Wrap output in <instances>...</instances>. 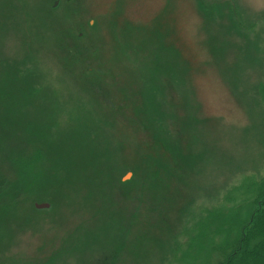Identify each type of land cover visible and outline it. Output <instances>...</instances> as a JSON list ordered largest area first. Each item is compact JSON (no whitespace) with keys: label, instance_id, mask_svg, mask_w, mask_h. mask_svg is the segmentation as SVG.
<instances>
[{"label":"rangeland","instance_id":"rangeland-1","mask_svg":"<svg viewBox=\"0 0 264 264\" xmlns=\"http://www.w3.org/2000/svg\"><path fill=\"white\" fill-rule=\"evenodd\" d=\"M0 195V264H264V0H0Z\"/></svg>","mask_w":264,"mask_h":264},{"label":"trees","instance_id":"trees-1","mask_svg":"<svg viewBox=\"0 0 264 264\" xmlns=\"http://www.w3.org/2000/svg\"><path fill=\"white\" fill-rule=\"evenodd\" d=\"M10 72L12 73V75H13V80H16V79H21V71L18 69V68H14L13 70H10ZM32 81H30V83H31ZM33 83V82H32ZM35 86H36V84H32V86L30 87V89H28V90H31V89H33L34 90V88H35ZM32 91V90H31ZM1 196V195H0ZM7 209H12L11 208V205H9V206H7ZM261 217L259 218V223H258V225L254 228V230H253V232H255V233H258L259 231H263V233H264V207H263V210H262V208H261ZM251 234V233H250ZM249 234V235H250ZM245 238H247V235H245ZM260 248V247H259ZM262 252L264 253V250L262 249ZM262 253V254H263ZM242 255H243V263L242 264H258V263H251V262H258L259 260H254V259H251L250 261L246 258V256H244V255H246V251H243L242 253H241ZM248 255H250V253H248L247 254V256ZM239 258L240 257V255H238V254H235V257H233L232 258V260L229 262V264H231V262L234 260V258ZM239 259H242V257H240ZM263 262H264V260H263Z\"/></svg>","mask_w":264,"mask_h":264},{"label":"water","instance_id":"water-1","mask_svg":"<svg viewBox=\"0 0 264 264\" xmlns=\"http://www.w3.org/2000/svg\"><path fill=\"white\" fill-rule=\"evenodd\" d=\"M37 208H38V209H48V208H50V205H48V204H43V205H41V206H37Z\"/></svg>","mask_w":264,"mask_h":264}]
</instances>
